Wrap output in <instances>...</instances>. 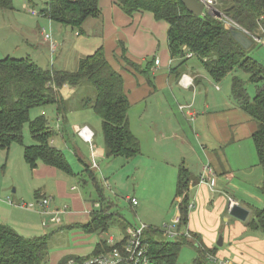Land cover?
<instances>
[{
	"label": "trees",
	"instance_id": "trees-1",
	"mask_svg": "<svg viewBox=\"0 0 264 264\" xmlns=\"http://www.w3.org/2000/svg\"><path fill=\"white\" fill-rule=\"evenodd\" d=\"M99 1L45 0L39 15L79 33L87 19L99 17ZM113 1L129 17L135 13L149 12L155 21L168 25L167 47L170 59L174 62L169 74L174 81L181 77L183 67L191 59L196 60L197 66L205 71L215 84L235 70H241L248 76V83L255 89L254 96L250 98L244 82L234 76L231 80V98L234 104L256 123V130L251 139L257 164L263 174L261 194L264 200V66L249 56L250 49L244 50L233 38L232 31L236 29L211 15L194 16L179 0ZM220 8L227 18L248 33L255 35L264 32V0H221ZM0 10H13V0H0ZM249 40L253 47L255 43L250 38ZM117 47L120 50L119 60L136 74L143 75L148 85L153 87L151 72L154 60L147 59L143 65L135 64L126 57L127 51L123 42L118 41ZM188 53L192 54L191 58L186 57ZM85 83L94 89L95 97L93 100L83 101L82 108H90L100 119L105 158L121 157L133 160L140 156L141 143L129 125L130 102L124 91L123 77L107 60L102 47L77 60L74 71L42 69L29 58L6 57L0 60V150L9 153L12 146L19 145L23 148V160L28 169H36L37 164L41 162L64 175L77 176L64 152L53 145L52 141L58 134L63 142L65 137L67 139L63 126L67 123L69 105L61 91L66 87L76 89ZM47 106L55 107L57 119L62 122L61 127L56 126V130L43 115L30 118L33 109ZM25 126L33 143L29 146L24 145ZM72 134L80 140L77 131ZM73 154L83 165L80 175L90 178L98 193V202L103 204V190L96 181L94 161L87 164L79 158L74 148ZM176 179L174 198H181L180 203L176 205L179 211L176 230L181 232V235L168 242L164 240L163 231L166 228L148 226L143 236L149 244L150 259L153 264H175L181 248L191 245L197 253L193 263L207 264L209 258L215 257L216 249L209 250L193 240L195 237L188 238L183 234L188 222L187 192L191 180L189 171L183 165L178 167ZM38 195L34 204L47 200L49 208L51 198ZM108 208L109 205L100 204L91 212L88 223L59 226L54 232L76 229L88 234L107 233L114 219ZM44 211L41 209V212ZM116 216L119 217L118 214ZM124 223L125 232L131 224ZM245 226L252 232L264 233V209L254 210L253 217L245 222ZM51 236L52 234L48 233L27 238L11 226L0 222V264H45L48 261ZM123 243L124 240L110 246L107 240L102 239L86 257L109 253ZM72 259L80 261L78 257L69 256L64 257L60 264H67Z\"/></svg>",
	"mask_w": 264,
	"mask_h": 264
},
{
	"label": "crops",
	"instance_id": "crops-1",
	"mask_svg": "<svg viewBox=\"0 0 264 264\" xmlns=\"http://www.w3.org/2000/svg\"><path fill=\"white\" fill-rule=\"evenodd\" d=\"M99 9L100 15L98 18L87 19L81 28L82 30L79 33L78 31L74 33L77 39L76 45L81 48L84 46L91 47V42L94 40L95 43H93V48L97 49L102 47L107 60L112 67L122 75L124 91L130 102L128 120L134 136L140 137V134L143 136L146 134L145 129L142 130L141 125L144 127L146 126V115L148 113H153L158 118H162L166 111L169 112L168 117L171 123V129H167V131H174V129H177L179 122L177 116L181 119L184 118L185 121L192 119L191 121L195 127V132L193 133L194 138L198 139L196 142H191L186 136H183L181 139V136L174 132L171 137L163 135V130L162 133L158 130L157 136L150 131L148 137L151 136V142L155 143V141H157L164 144L165 141L178 138L179 146L182 149L178 148L175 151L170 150L169 154H166L167 150L165 148L164 150L159 149L155 151L151 149V151H149L150 148L144 147L140 142L141 155L130 160L128 165L133 162L132 165L134 167L132 169L141 170L147 167L150 172L153 173V176H155V178L158 177L160 180L166 177L168 183L166 188L168 189L169 187H174L178 167L180 165L186 167L191 177L187 195L189 198V205L191 204L193 208L188 212V222L185 228L186 232H183V234L187 233L192 238L195 237L193 240L203 244L204 247L209 250L215 249L213 243L215 241L217 242L218 237H222L221 250L215 251V258L218 257V259L222 261L233 264H264V237L257 235L263 234L264 236V233L254 232V234H248V229L245 226V222L253 217L254 210L264 209V200L261 194L263 174L261 168L257 164L256 154L251 139L252 134L256 130V123L235 104H227L225 101L220 104L206 101L207 90L204 86V92L201 91V81L204 80L208 86H212V83L208 78L201 75L196 69L197 66H192L191 71L188 73L183 70L184 72L181 75V77L185 75L192 80V86L189 88H184L179 85V79L181 77L177 81L171 78L169 69L174 65V62L172 63L168 52V25L166 23L155 21L153 15L149 12L135 13L129 17L116 6L113 0H100ZM43 18L44 19L41 20L43 23L40 24L43 26V30L39 36H42V40L45 41V29L48 28L49 32L51 30V35L53 36L52 26L55 23L45 17ZM63 34L64 33H62V37L66 40L65 38L68 37V35L63 36ZM51 39L52 38H50V41ZM118 41L124 43L127 51L126 57L133 63L143 65L147 59L154 60V66L151 72L153 87L148 85L143 75L136 74L135 71L119 60L120 50L117 47ZM56 44L58 46L57 48L54 46L55 51L58 50V47L61 45L58 43ZM65 45L66 42L60 46V49H63ZM108 53L111 58L113 57V61L119 65L118 69H116L114 64L108 59ZM156 60L158 61V65L155 64ZM194 69L196 70L194 71ZM198 84L200 86L199 89L197 88ZM215 90H218V87H215ZM163 91L169 93V98L172 100L171 103L173 107L168 103L165 97H163V100L167 108L163 109L161 107L163 105L162 101L157 99V96ZM153 98H155V101L151 103L150 101L153 100ZM149 102L151 105L157 104L158 107H152L153 110L148 108L147 104ZM135 106L139 108L140 121L132 125L129 113ZM157 108L159 109L158 114L156 113ZM211 108L218 110L216 112H211ZM197 113L199 116L202 115L199 123H197ZM193 118H195L194 121ZM174 121H176V124L173 127L172 123ZM60 123L61 121L57 119L56 126L60 125ZM82 126L86 125H79V128ZM79 128H77L76 131H78ZM139 129H141V131ZM138 130L140 134H138ZM72 133H75V130L72 131ZM96 137L95 134L93 148L89 151V157L91 161H94L96 166L95 171H98V162H102L103 159L101 161L97 160L95 156ZM201 138L203 140H201ZM61 141L63 142V140ZM52 144L57 147L56 138L53 139ZM73 148L75 151L80 152L78 153L79 158L88 164L89 162L86 155H83L77 146H73ZM2 152L6 156L4 161L6 167L8 165L10 151L9 153ZM188 152L193 156L195 155L196 160H194V164H190L187 161L185 154H188ZM148 153H151V157L143 159V155ZM169 155L172 159L171 162L168 161ZM0 160L3 161V155H0ZM154 160L158 162L157 166L154 164ZM76 162L79 167H83L80 162L77 160ZM150 163L154 165L150 167ZM170 163H172L171 168L169 167ZM184 163H186V165ZM24 165L25 167H22L20 172L23 173L26 182H28L26 180L27 178H29L31 182L33 199L35 200V197L39 194L38 196L40 197L45 196L52 200L48 208V214H43L41 208H38V211L36 210L37 212L20 209L18 205L26 201L23 194L21 196H16L15 199L10 198L11 200H8V203L0 199V203L2 202V204H5L0 205V222L11 226L24 237L32 238L35 237L34 235H43L42 231L46 232L45 229L47 227H50L49 231H53L59 226L86 224L90 219L91 212L95 208V204L106 205L104 202L102 204L94 199L84 197L83 194L78 192L77 186L72 180L67 183L65 177L74 176L64 175L54 168L43 165L41 162L37 164L34 170L28 169L25 162ZM205 167L211 170L212 176L210 178L213 179L212 186L207 183V181L201 183L200 177ZM9 186H15L13 193L16 194V182L11 180ZM1 192L3 193V189L0 193ZM140 197L142 196L140 195ZM130 198L137 199L134 196ZM136 201V206L141 205L138 199ZM230 201L248 211V218L245 222H241L229 215ZM175 203L174 209L176 214L173 219L179 218L176 205H178L180 201L178 200ZM134 215H136L138 219L140 217V219L146 221L143 212L139 213L135 211ZM52 217L57 218L59 223H48V219ZM140 219L139 222L142 223ZM172 220H170L169 224H165L164 226L170 225ZM146 225L151 226V224L147 222ZM81 235L83 236L84 233ZM108 239H112V237ZM100 240L94 237V240L86 241L85 243L92 244L91 249L81 254L76 252L75 248L73 250L70 248L58 250V253L48 255V261L45 264H60V261L64 257L69 256H89ZM250 256H257V258L261 260L257 263L251 260Z\"/></svg>",
	"mask_w": 264,
	"mask_h": 264
},
{
	"label": "rangeland",
	"instance_id": "rangeland-1",
	"mask_svg": "<svg viewBox=\"0 0 264 264\" xmlns=\"http://www.w3.org/2000/svg\"><path fill=\"white\" fill-rule=\"evenodd\" d=\"M44 5L45 0H13V10H0V60L6 57L14 59L29 58L42 69H50L55 71H74L77 66V60L92 54L94 50H96L93 48V43H95V41L93 40V42H91V47L84 46L81 48L76 45L77 39L74 36V33H76V31H71L70 28L58 24H54L52 26L53 36L51 35V30L49 32L48 28L45 29L46 34L51 36V41L50 39L45 41L42 40L43 37H40L39 35L43 30V26L40 24L43 23L41 20L44 18L40 17L39 12L44 8ZM220 7L221 3L218 6V10L222 11ZM29 11H34L36 14L32 15ZM56 29L59 31H57ZM62 33H64L63 36L68 35V37L65 38L66 40L63 39ZM80 40L84 41L83 39ZM64 42H66L65 47L63 49H60V46H62ZM56 43L61 45L58 47V50L55 51V47L57 48L58 46ZM249 56L264 66V45L253 44V47H251L249 50ZM108 59L114 64V67L116 69L119 68V65L113 61V57L111 58L109 53ZM192 66H197V62L195 59L189 60L187 64L183 67V69L188 73L191 71ZM197 70L201 73V75H203L205 78H208L212 83V86H208L206 85L204 80L201 81V91L204 92L203 87L205 86L207 90L206 101H209L210 103L220 104L225 101L227 104H234L231 98V80L234 76L238 77L241 81L244 82V85L250 98H252L255 94L254 86L248 83V76L241 70H235L234 72L230 73L218 84H215L209 78L207 73L198 66ZM179 85L182 86L181 83H179ZM214 86L218 87V90H215ZM197 88H200L199 84L197 85ZM62 95L68 101L69 105L67 123L65 126H63L65 127V130L67 132V139L65 137L63 143L61 141L62 139L60 134H58L56 138L58 144L57 147L64 152L67 161H69L75 174L77 175L74 177H65V179L67 180V183L72 180L73 183L77 186L78 192L80 194H83L84 197L94 199L95 201L99 200L98 193L96 192L90 178L87 175H80L81 171L83 170V167H79L78 163L76 162L75 155L73 154L72 146H77L78 149L83 153V155H86V157L88 158V162L91 163L89 151L90 148H93V143L86 142L88 143L86 144L85 142H82L80 138V140H78L76 136L72 135V131H76L77 128H79V125H86L80 127L77 132L85 128L88 129L93 133L92 142L94 141L95 134L97 136L95 140V156L97 160L101 161L103 159V161L98 162L99 170L95 171L94 174L97 183L103 190V201L107 206L109 205L108 211L110 214L114 215V219L107 233H86L89 236H87L81 230L63 229L61 231L54 232V230L49 231L50 227H47L45 229L46 232L42 231V234H52L49 240V254L51 255L54 253H58V250H63L65 248H70L71 250L75 248V251L79 252V254L85 253L87 252V250H90L92 246V244L85 242L94 240V237L97 240L103 239L107 241L109 240V237H112L113 243L116 244L117 242L122 241L125 237V232L123 230V227L125 226L124 222H127L128 224H135L139 222L140 217L138 219L137 216L134 215L135 211L139 213L143 212V214L145 215L146 221L140 219L142 223L146 224L147 222L151 224V226H157V228L163 229L164 225L169 224L170 220H172L176 214V211L174 209V205L176 203H174V201H181V198H174L177 179H175L174 187H169L168 189L166 188L168 185L166 177L163 180H160L158 177L155 178V176H153V173H151L149 168L147 167H144L142 170L132 169L134 167L132 165L133 162L128 165V163H130V160H126L125 158H104L105 149L100 129V119L93 113L90 108H82L83 101L87 99H94V89L89 84L85 83L80 87H77L76 89H70L68 87L64 88L62 91ZM163 97H165L168 100V103H170V105L173 107L171 103L172 100H170L169 98V93L165 91H163L157 96V99H160L162 101V104L164 105H162L161 107L163 109L167 108ZM154 101L155 98H153V100H151L150 102L154 103ZM150 102L147 104L148 108H151L153 110L152 107H158L157 104L151 105ZM138 109L139 108L135 106L129 113L132 125H135V122L137 123V121H140V114ZM217 110L218 109L211 108V112H216ZM158 112L159 109L157 108L156 113L158 114ZM168 113L169 112L165 111L164 117L162 118H158L153 113H148L146 115V126L144 127L143 125H141L142 130L145 129L146 134L143 136L139 133V130L141 131V129L138 130V134H140V137L137 136L138 140L142 143L144 147L150 148L149 151H151V149H154L155 151H158L159 149L164 150L165 148L167 150L166 154H169L170 150L175 151L178 148L182 149L179 146L178 138H173L168 141H165L164 144L157 141H155V143L151 142V136L148 137L150 131L155 136H157L158 130L161 133L163 130L162 134L166 136L172 137L174 132L176 134H179L181 136V139L183 136H186L191 142H196V140H198L194 138L193 133L195 132V127L193 122L191 121L192 119H188L187 122L184 120V118L181 119L179 116H177L179 119L177 129H174V131H167V129H171V123L169 121ZM40 115L46 117L49 122V125L53 129H57V115L54 106L36 108L30 112L31 119H34ZM196 117H198L197 123H199V120L201 119L202 115L199 116V114L197 113ZM194 120L195 118H193V121ZM61 124L62 122L60 123V125ZM172 124L174 127L176 121H174ZM23 134L24 145L29 146L33 144L28 134L27 126L24 127ZM80 137L83 138V136L81 135ZM201 140L203 139L201 138ZM0 155H3V161L0 160V191L3 189V193H0V199L8 203V200L15 199L16 196H21L23 194L26 200L24 201L25 203L34 204L35 200L33 199V190L31 187V182L29 178L26 179L28 181L26 182L24 180L23 173L20 172L21 168L25 167L23 162V148L19 145H14L11 147L8 165L6 167L4 162L6 156L1 150ZM185 155L187 161L190 164L195 163V155L193 156L189 152ZM149 157H151V153L143 155V159ZM168 161H172L170 155L168 156ZM154 162V164L157 166L158 162L155 160ZM154 164L150 163V167H152ZM184 164L186 165V163ZM171 165L172 163L169 164L170 168ZM11 180L16 182V194L13 193L15 186H9ZM140 195L142 197H140ZM133 196L139 200L138 202H140L141 205L135 207L131 206L130 199L133 198L130 197ZM0 205L5 204H2L1 202ZM21 212L25 213L23 211ZM117 214L119 215V217L116 216ZM164 232H166V229L163 231V233ZM248 232V234H254V232L249 229ZM82 233H84L83 236L81 235ZM257 235L264 237L263 234ZM34 236L36 237L37 235ZM164 240L171 242L173 239L164 236ZM216 243V241L213 243L214 248L217 251H220L221 247H217ZM196 254V250L193 246L184 245L179 252L177 262L175 264H194L193 261L196 257ZM213 258V260L208 259L207 264H220L222 262V260L218 259V257ZM250 258L251 260L257 263L261 260L260 258H257V256H250Z\"/></svg>",
	"mask_w": 264,
	"mask_h": 264
},
{
	"label": "built area",
	"instance_id": "built-area-1",
	"mask_svg": "<svg viewBox=\"0 0 264 264\" xmlns=\"http://www.w3.org/2000/svg\"><path fill=\"white\" fill-rule=\"evenodd\" d=\"M196 1L203 6V16L205 14L211 15L215 19L222 21L224 24L232 26L233 28L236 29V31L241 32L248 39L250 38L256 45H264V32L255 35L250 34L244 29L240 28L235 23H233L229 18H227L224 12L218 10V6L220 5L221 0H196ZM29 12L32 15L36 14L34 11H29ZM215 13H218L219 16L215 17L214 16ZM44 38L45 40H49L50 36L48 34H45ZM186 57L191 58L192 54L188 53ZM155 64L158 65L157 60L155 61ZM179 83H181L184 88H189L190 86H192V80L185 75H183L179 79ZM79 133L81 136H83V138L80 137ZM92 135L93 133L86 128L78 132V136L85 143L86 142L92 143ZM93 167L96 168L94 163H93ZM211 176L212 173L210 168L205 167L200 177L201 183L207 181V183H209L212 186L213 179L210 178ZM130 203L132 207H135L137 205V201L135 199H130ZM233 205H234L233 202L230 201L229 209H231ZM98 206L99 205H95V208H98ZM18 207L30 211H35L36 208H41L45 210L44 212H42L43 214H48L47 200H43L42 202L37 204L20 203ZM192 208L193 206L190 204L188 206V209L191 210ZM176 209H178L177 206ZM47 222L50 224H58L59 220L55 217H52L49 218ZM178 223H179V218H176L172 220L170 225L164 226V228H166V232H164V236L173 239L181 235V232H178L176 230V225ZM147 228L148 225L140 222L131 224L125 230V237L123 238L124 243L118 248H114L111 252L106 254H100L97 256H90V257H78L80 261H76L72 259L69 260L67 264H153L149 256L148 241L143 236ZM184 235L189 238V235L187 233H184ZM107 243L110 246L114 245L113 239H109ZM209 259L213 260L214 258H209ZM220 264H233V263L222 261Z\"/></svg>",
	"mask_w": 264,
	"mask_h": 264
},
{
	"label": "water",
	"instance_id": "water-1",
	"mask_svg": "<svg viewBox=\"0 0 264 264\" xmlns=\"http://www.w3.org/2000/svg\"><path fill=\"white\" fill-rule=\"evenodd\" d=\"M181 4L185 7V9L193 14L196 17H202L203 16V6L198 3L196 0H179ZM215 17H218L219 14L215 13ZM232 36L233 38L239 43V45L244 49L248 50L251 48V41L241 32L239 31H232ZM248 211L243 209L242 207L234 204L233 207L229 210V215L232 216L233 218L245 222L248 218ZM217 247L222 246V237H218Z\"/></svg>",
	"mask_w": 264,
	"mask_h": 264
}]
</instances>
